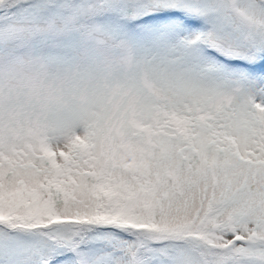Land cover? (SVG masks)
I'll use <instances>...</instances> for the list:
<instances>
[{"label": "snow or ice", "instance_id": "obj_1", "mask_svg": "<svg viewBox=\"0 0 264 264\" xmlns=\"http://www.w3.org/2000/svg\"><path fill=\"white\" fill-rule=\"evenodd\" d=\"M0 264H264V0H0Z\"/></svg>", "mask_w": 264, "mask_h": 264}]
</instances>
